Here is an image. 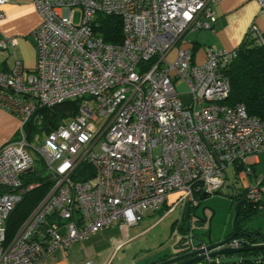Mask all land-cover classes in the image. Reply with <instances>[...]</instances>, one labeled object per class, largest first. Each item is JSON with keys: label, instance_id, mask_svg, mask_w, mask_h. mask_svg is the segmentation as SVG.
<instances>
[{"label": "built area", "instance_id": "obj_1", "mask_svg": "<svg viewBox=\"0 0 264 264\" xmlns=\"http://www.w3.org/2000/svg\"><path fill=\"white\" fill-rule=\"evenodd\" d=\"M6 1L0 0V19ZM256 1L264 8V0ZM219 2L35 0L41 17L33 33L36 65L27 69L18 59L0 72V109L20 121L18 137L0 148V264H37L54 249L116 223H139L174 195L170 211L193 206L198 195L220 192L229 166L264 153V120L244 104L227 101L231 83L225 70L237 48L207 47L198 62L186 38L214 29ZM98 14L121 17V43L96 33ZM248 34L264 44L257 25ZM17 42L0 37V49ZM178 81L188 87V102ZM76 98L79 112L40 147L31 145L25 126L36 112ZM31 149L44 161L53 186L8 240L7 221L22 199L21 175L36 162ZM85 167L93 177L75 179ZM262 182L249 184L248 203H261ZM50 216L54 220L47 222ZM184 237L188 252L205 256L192 264L221 263V257L210 256L219 248L209 250L206 236L199 238L192 225ZM239 240L226 246L237 248ZM114 244L118 251L123 241Z\"/></svg>", "mask_w": 264, "mask_h": 264}, {"label": "trees", "instance_id": "obj_2", "mask_svg": "<svg viewBox=\"0 0 264 264\" xmlns=\"http://www.w3.org/2000/svg\"><path fill=\"white\" fill-rule=\"evenodd\" d=\"M94 27L96 29V33L102 36L108 43L118 44L123 40L122 19L118 15L98 14ZM237 50V57L225 70V73L231 83V93L227 101L231 104H244L250 115L258 116L264 120V44L258 43L255 38L247 34L241 44L237 47ZM150 65L151 63L149 62L147 67ZM80 104L81 99L76 98L66 100L52 107H43L38 110L25 126L28 139L31 140L37 137L36 135L41 132H45L48 135L59 125L71 120L79 112ZM244 168V164L236 166V173L240 174ZM83 170L84 171L79 173H74L73 177L80 180H86L93 177L92 169H90V167H85ZM21 179L23 182L22 199L16 205L6 224L8 240H12L14 238L19 228L53 186L52 177L47 172L45 163L40 157L36 158L35 165L31 170L21 175ZM263 183L264 180L262 184ZM30 185H34V187L30 188ZM232 188L233 193L231 198L236 204L240 197H245L247 188L239 187L237 182L235 183V187ZM261 205L264 208L263 199L259 204L247 203L242 205L238 218L241 236L251 244L264 243V230L252 229L247 225L253 215L263 209L260 207ZM195 209V204L193 206L187 204L184 219L192 217ZM159 213L163 216L165 209L162 208ZM53 220L54 216L47 218V222H52ZM189 228L190 227L186 225L181 227L183 237L181 238L178 246L186 245L184 236ZM204 234L201 235L203 237H200L197 234L196 235L202 240H206V235L204 236ZM231 234L229 236H231ZM183 242L184 245H182ZM248 255L251 254L245 253L241 256L246 257ZM253 255L263 258L264 250L254 252ZM227 264H264V261L260 259L259 261H237Z\"/></svg>", "mask_w": 264, "mask_h": 264}, {"label": "crops", "instance_id": "obj_3", "mask_svg": "<svg viewBox=\"0 0 264 264\" xmlns=\"http://www.w3.org/2000/svg\"><path fill=\"white\" fill-rule=\"evenodd\" d=\"M2 11L5 17L0 19V37L17 38L18 42L14 47L7 50L0 49V72L13 67L14 62L18 59L22 60L25 68L33 69L37 62L36 41L33 33L41 22L35 0H7L2 5ZM215 13L217 20L214 23L213 30L193 31L188 34H195L194 38L191 39L186 35L189 44L194 48L195 58L198 62L204 60L207 47L217 50H233L237 48L249 33L253 24L257 25L264 33V8L256 0H220L215 6ZM19 129V118L0 109V148L16 139ZM244 166L245 168L242 170V172L245 171L246 173V186L244 188H247L250 183L255 184L258 178L264 180V153L249 156ZM247 169H251L252 173L249 174L246 171ZM263 185L264 183L261 185L262 199L264 194ZM169 204L170 202L163 209L169 207ZM185 210L186 207L184 206L182 208V219L184 221L186 220L184 219ZM151 214L154 213H148L145 216ZM142 220L143 218L140 222ZM140 222L132 226L116 223L109 228H115L116 233H123L126 236L122 237L124 241H131L138 235L132 236L130 228L139 225ZM118 238H114L113 242L116 240L123 241L121 237ZM84 240H80L70 246L72 247V253H75L76 250L74 248L77 247V243ZM179 242L176 246H178ZM70 247L54 249L37 264H70L69 258L64 257V250H61H68ZM86 264H90V262Z\"/></svg>", "mask_w": 264, "mask_h": 264}, {"label": "rangeland", "instance_id": "obj_4", "mask_svg": "<svg viewBox=\"0 0 264 264\" xmlns=\"http://www.w3.org/2000/svg\"><path fill=\"white\" fill-rule=\"evenodd\" d=\"M80 17L81 11L77 9L75 12V21L79 22ZM188 34L187 36L190 39L195 36V34ZM177 87L184 94L185 102H188L190 97L187 94V85L178 81ZM46 135L45 132L37 134V137L29 140L30 144L35 147H40L44 143ZM31 152L32 155L38 158L32 149ZM226 173L228 174L226 183L220 192L209 195L203 200H201V195H198L194 203L197 216H201L204 207H207L206 215L208 217L213 212L215 213L212 221V236L216 240L226 238L233 232L236 204L231 198L233 193L232 187H235L236 182L239 187L246 186V173L243 171L237 174L236 165L229 166ZM176 198V195L171 196L169 207L165 208L163 216L159 212L145 216L139 225L131 227L130 234L132 236L138 235L135 239L124 241L122 237L126 236L123 233H116L115 228H109L92 233L87 240L77 243V247L74 248L76 250L75 253H72V247L68 250L61 249L65 252L64 257L69 258L70 264H86L88 262L90 264H151L159 258L175 251L176 244L183 237L181 232L183 225L188 227L192 225L196 234L203 237L201 235L205 233L208 225L204 224L199 226L196 222V217L193 215V218L188 217L184 221L182 219L183 206L181 204L177 205L172 211H169ZM247 225L252 229L264 230V208L253 215ZM118 237L122 238L123 244L121 249L116 251L113 239ZM238 239L242 240L244 238L238 236ZM182 245H184V242Z\"/></svg>", "mask_w": 264, "mask_h": 264}, {"label": "water", "instance_id": "obj_5", "mask_svg": "<svg viewBox=\"0 0 264 264\" xmlns=\"http://www.w3.org/2000/svg\"><path fill=\"white\" fill-rule=\"evenodd\" d=\"M31 170V169H30ZM208 197L206 194L201 195V200ZM248 201L244 197H240L239 201L236 203V214L234 217L233 222V232L231 236L219 240L214 241L212 237V221L215 213L213 212L210 217L206 215V209L207 207H204L202 209L201 216H197L196 210H194L193 216L196 217L197 223H207L208 222V232L206 234L207 241L209 243L208 249H216L219 248V250H216L214 252H211L210 256L212 257H221V263L227 264L237 261H259L262 259L264 261V257L260 258L257 255H248L246 257L241 256L245 253H251V252H260L264 250V243H256L251 244L246 239L239 240L240 246L237 248L227 247L226 245L235 237L241 236V232L239 230V215L241 212V207L244 204H247ZM181 246H176L175 251L172 253H169L155 262L151 264H192L194 262H197L199 260L205 259V256H197L194 257L196 252H184L180 250ZM178 250V251H177ZM163 258V259H162Z\"/></svg>", "mask_w": 264, "mask_h": 264}, {"label": "flooded vegetation", "instance_id": "obj_6", "mask_svg": "<svg viewBox=\"0 0 264 264\" xmlns=\"http://www.w3.org/2000/svg\"><path fill=\"white\" fill-rule=\"evenodd\" d=\"M199 226H202V225H204V224H207L208 225V222L207 223H197ZM207 232H208V228L206 229V231H205V235L207 234ZM213 237V236H212ZM213 239H214V237H213ZM223 239H225V238H223ZM220 240H222V239H220ZM214 241H219V240H216V239H214ZM180 250H182V251H184L185 253L186 252H188L187 251V248H186V246H181L180 248H179ZM178 251V250H177ZM250 254H254V252H251ZM163 259V258H162Z\"/></svg>", "mask_w": 264, "mask_h": 264}]
</instances>
